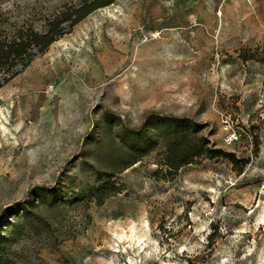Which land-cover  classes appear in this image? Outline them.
Wrapping results in <instances>:
<instances>
[{
	"label": "rangeland",
	"instance_id": "rangeland-1",
	"mask_svg": "<svg viewBox=\"0 0 264 264\" xmlns=\"http://www.w3.org/2000/svg\"><path fill=\"white\" fill-rule=\"evenodd\" d=\"M84 1L0 0V40ZM15 72H0L10 264H264V0H116ZM176 138L236 162L169 175ZM27 209L41 222L12 235Z\"/></svg>",
	"mask_w": 264,
	"mask_h": 264
},
{
	"label": "trees",
	"instance_id": "trees-1",
	"mask_svg": "<svg viewBox=\"0 0 264 264\" xmlns=\"http://www.w3.org/2000/svg\"><path fill=\"white\" fill-rule=\"evenodd\" d=\"M115 2L116 0H85L79 6L65 8L53 20L48 22L47 30L44 33L36 32L33 29L20 30L11 40H0V72L6 75H12V77L16 76L18 72H15V70L18 67L22 69L27 68L37 54H44L55 42L63 38L69 30L86 17ZM177 136L181 137L183 134H178ZM177 140L179 139H172V146H170L168 152L166 166L169 175L177 174L182 167L193 164L195 160L203 158H223L236 162L233 154L226 153L221 149L209 148V143L205 138L196 139L194 144L190 142L185 148L176 144L179 143ZM137 162H132L129 167L134 166ZM93 191L96 193L95 198L97 203L103 204L108 197L114 196L118 189L112 182H108L93 189ZM31 207L35 209L37 208V204L31 203ZM14 216L18 221L13 224L8 223L7 225V229L12 230V235L20 236L26 221H31V228L34 229L36 227L33 224L41 222L38 215L28 209L21 215L15 214ZM5 236L4 234L0 235V264H10L7 248L1 247V244L6 241ZM17 238L13 237L11 239L12 242H10L14 244Z\"/></svg>",
	"mask_w": 264,
	"mask_h": 264
},
{
	"label": "built area",
	"instance_id": "built-area-1",
	"mask_svg": "<svg viewBox=\"0 0 264 264\" xmlns=\"http://www.w3.org/2000/svg\"><path fill=\"white\" fill-rule=\"evenodd\" d=\"M237 134L235 132H229L226 137L224 138V144L230 146L234 144L237 140Z\"/></svg>",
	"mask_w": 264,
	"mask_h": 264
}]
</instances>
